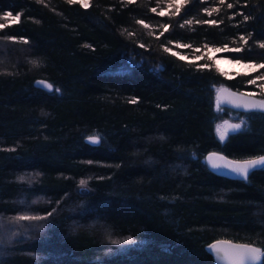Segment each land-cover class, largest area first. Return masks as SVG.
Listing matches in <instances>:
<instances>
[{
	"label": "trees",
	"instance_id": "16d2710c",
	"mask_svg": "<svg viewBox=\"0 0 264 264\" xmlns=\"http://www.w3.org/2000/svg\"><path fill=\"white\" fill-rule=\"evenodd\" d=\"M168 3L0 0V264H213L204 246L219 237L264 249V169L230 179L203 160L264 153V112L214 108L216 84L253 90L264 73L214 60L264 63V0H188L176 15ZM225 45L243 51L210 52ZM228 111L246 124L221 142Z\"/></svg>",
	"mask_w": 264,
	"mask_h": 264
},
{
	"label": "snow or ice",
	"instance_id": "6c2138e0",
	"mask_svg": "<svg viewBox=\"0 0 264 264\" xmlns=\"http://www.w3.org/2000/svg\"><path fill=\"white\" fill-rule=\"evenodd\" d=\"M43 2V0H41ZM128 3H134L135 0H127ZM69 4H75L80 3L83 7L87 8L89 6V0H68ZM188 3V0H169L168 7L172 8L175 6V12L172 13V15L179 14L181 11V7L183 5H186ZM219 3L223 5L225 3V0H219ZM228 8H233V4H228ZM153 12L156 11L155 8L151 9ZM204 12H207L209 15H211L213 12H219V8H212L209 10L208 8L203 9ZM168 13L165 11H161L160 15L164 16ZM5 19H8L12 21L13 23L19 22L20 15L17 14L15 16L12 15L11 12L5 13ZM244 21H247L249 17L247 15L243 16ZM139 23L143 24V21H139ZM191 20L184 21L183 24H181V27H184L186 24H191ZM197 23H207V24H217L218 21L215 20H208V21H197ZM7 25L0 23V30L4 29ZM165 31L168 30V26L164 25ZM251 35V34H250ZM7 40L15 41L17 40L16 36H5L4 37ZM24 43H27L28 41L24 37L19 38ZM247 37L240 36V40L243 41L245 44H247ZM260 48H264V42H258ZM144 45L141 44V47ZM181 47H190V45H181ZM207 47V45H205ZM232 51L235 53H240L243 51V48H234V49H228L227 45L224 46V48H216V52L221 51ZM165 51H171V49H165ZM181 59H186L185 57H181ZM33 64H36V61H32ZM235 63L240 64L242 63L240 60H236ZM200 68H208L209 65H199ZM244 68H246L249 72H255L257 69H264V63H246L243 65ZM264 80V73L261 75L256 76L254 79H249L247 83L249 84H256L257 81ZM42 88H46L48 91H55L60 92L61 89L55 88L53 89V85L51 83H48L46 81H38L37 82ZM262 92H264V83H261L259 85ZM227 93V96L225 97L224 94ZM254 93H232L229 92L226 88L221 86L220 88L216 89V105L218 110H222V105L220 103L222 98H226L229 103L234 104L238 107H243L244 109H257L262 112H264V100H257L254 98ZM136 97H132L129 100V103L135 104L137 102ZM246 124V121L241 120L240 123H230V121H224L222 124L216 125V131L219 134L220 141H225L226 138L233 134L238 132L242 129V126ZM86 139L91 142L92 144H97L102 139L97 134H92L86 137ZM205 161H207V164L210 165L212 170H221V169H227L229 172L224 174H236L239 178L247 180L250 173L257 169H264V155H259L255 157H250L243 160H233L229 159L227 156H224L220 153L211 152L209 153L205 158ZM19 179L23 180L24 177H20ZM79 184L81 188L86 187L87 180L81 179L79 181ZM47 216L52 215V213H47ZM13 220L19 222V221H39L42 219H45L43 216L38 215H28V214H22L18 215L16 217L12 218ZM124 242H133L131 237L127 238V241ZM114 244H120L123 243L119 240L112 241ZM208 249L210 252H213L217 260H225L228 262V264H256V262L261 261L262 256H264V252L258 247L249 245V244H233L231 242H224V241H217L213 244L208 245Z\"/></svg>",
	"mask_w": 264,
	"mask_h": 264
},
{
	"label": "water",
	"instance_id": "95a60500",
	"mask_svg": "<svg viewBox=\"0 0 264 264\" xmlns=\"http://www.w3.org/2000/svg\"><path fill=\"white\" fill-rule=\"evenodd\" d=\"M38 81H46V82L50 83L48 80H46V79H44V78H41V77L36 78V79L34 80V84H35L36 86L40 87V88H42V87L37 83ZM221 86H223V87L226 88L229 92H232V93H249V92H247V91L233 89V88L229 87V86H228L227 84H225V83H218V84H216V86H215V88H214V96H215V100H214V108H215V109L217 108V105H216V89H217V88H220ZM42 89L47 90L46 88H42ZM224 96L226 97V96H227V93H225ZM254 98L257 99V100H264V97H260V96H257V95H254ZM220 103H221V105H222L223 107H227V108H230V109H233V110L239 111V112H245V111H250V110H257V109H244L243 107H238V106H236V105H234V104L229 103L228 100H227L226 98H222L221 101H220ZM224 121H230V123H233V124H235V123H240V122H241V120H233V119H230V118L225 117V118H222V119L219 121L218 124H222ZM214 133H215V136L217 137V139L220 140V139H219V134H218L217 131H216V126H215V129H214ZM89 135H92V134H88V135L84 136V138H83L84 141H85L86 143H88V144H91V145H97L98 143H97V144H92L91 142H89V141L86 139V137L89 136ZM221 142H223V141H221ZM211 152L220 153V154H222V155H224V156H227L229 159H233V160H243V159H247V158H250V157H255V156H259V155H264V153H262V154H256V155L248 156V157L234 158V157H230V156H228L227 154H225L224 152L219 151V150H208V151H206V152L204 153V155H203V160H204V162H205L207 168H208L212 173L217 174V175H220V176H223V177H226V178H230V179H240V180H244V179L239 178V177H238L236 174H234V173H232V174H224V173L229 172V170H227V169L212 170L211 167H210V165H208V164H207V161H205V159H204V158H205L209 153H211ZM217 241L231 242V243H233V244H249V245H252V246H255V247L260 248V249L262 250V252H264V249H263V248H261L260 246L255 245V244H251V243H247V242H242V241H236V240H233V239L223 238V237L214 238V239L210 240L209 242H207V243L205 244V246H204L205 250H206V251L212 256L213 264H228V262L225 261V260H217L216 257H215V255H214V253H213V252H210L209 249H208V245L213 244V243H215V242H217ZM262 259H263V256H262V258H261V261L256 262V264H260V263L262 262Z\"/></svg>",
	"mask_w": 264,
	"mask_h": 264
},
{
	"label": "rangeland",
	"instance_id": "374dc122",
	"mask_svg": "<svg viewBox=\"0 0 264 264\" xmlns=\"http://www.w3.org/2000/svg\"><path fill=\"white\" fill-rule=\"evenodd\" d=\"M211 53H214L216 52L215 49H211L210 51ZM214 60L216 62V64L221 68L223 69L227 75H233L235 72L237 71H244V72H249L246 68L243 67L244 64L246 63H254L252 61H241L242 63L240 64H237L235 63L236 60H233V59H229L225 56H222V55H215L214 56ZM257 76V75H256ZM255 76V77H256ZM254 77V78H255ZM261 83H264V80L262 81H257L256 85H257V88L256 89H253V90H245L249 93H254L255 95H257V93L259 92H262V90L260 89L259 85ZM258 96V95H257ZM228 114V117L227 118H232V117H237L239 119H242L243 120V117H240L237 113L235 112H232V111H228L227 112Z\"/></svg>",
	"mask_w": 264,
	"mask_h": 264
},
{
	"label": "flooded vegetation",
	"instance_id": "af4514ba",
	"mask_svg": "<svg viewBox=\"0 0 264 264\" xmlns=\"http://www.w3.org/2000/svg\"><path fill=\"white\" fill-rule=\"evenodd\" d=\"M231 119V118H230ZM233 120H235V119H233ZM219 123V122H218Z\"/></svg>",
	"mask_w": 264,
	"mask_h": 264
}]
</instances>
